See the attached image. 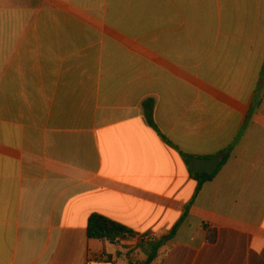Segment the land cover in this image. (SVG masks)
Masks as SVG:
<instances>
[{"label":"crops","instance_id":"1","mask_svg":"<svg viewBox=\"0 0 264 264\" xmlns=\"http://www.w3.org/2000/svg\"><path fill=\"white\" fill-rule=\"evenodd\" d=\"M188 205L151 264H264V0H0V264H143Z\"/></svg>","mask_w":264,"mask_h":264},{"label":"trees","instance_id":"2","mask_svg":"<svg viewBox=\"0 0 264 264\" xmlns=\"http://www.w3.org/2000/svg\"><path fill=\"white\" fill-rule=\"evenodd\" d=\"M146 116H147L148 122L154 128H156L153 122V118H152L153 117V106L152 105L148 107ZM184 157L188 161L190 159H193V157L191 156L184 155ZM213 177L214 176H210L207 174H196L194 172V178L198 182L196 192H195V197L201 192L204 183L206 181H210L211 179H213ZM188 212H189V205L186 206L184 215L180 223H178L167 236L163 237L160 240H152L145 244V246L147 247L149 251V257L147 261L143 264H151L155 260L158 254V251L164 245H166L171 239L175 237L179 225L188 216ZM87 233H88V237L91 239H98L104 242L107 241V242H114V243H116L117 241H120L121 239H128L129 237L136 236V233L130 228L123 226L119 223H116L110 220L109 218H106L98 214L92 215L90 217L89 222H88V227H87Z\"/></svg>","mask_w":264,"mask_h":264},{"label":"water","instance_id":"3","mask_svg":"<svg viewBox=\"0 0 264 264\" xmlns=\"http://www.w3.org/2000/svg\"><path fill=\"white\" fill-rule=\"evenodd\" d=\"M223 160L224 159L221 156L210 160L200 159L195 162L193 168L197 174L206 173L210 176H213L216 173V171L219 169Z\"/></svg>","mask_w":264,"mask_h":264},{"label":"built area","instance_id":"4","mask_svg":"<svg viewBox=\"0 0 264 264\" xmlns=\"http://www.w3.org/2000/svg\"><path fill=\"white\" fill-rule=\"evenodd\" d=\"M133 237H129L128 239L133 238ZM138 239L141 241V243H146V242H149L152 240V236L151 235H144V236H140V238H138ZM122 240H126V239H121L120 241H122Z\"/></svg>","mask_w":264,"mask_h":264}]
</instances>
